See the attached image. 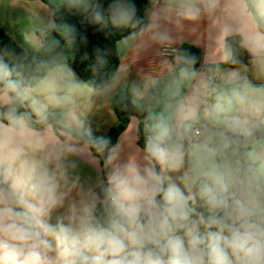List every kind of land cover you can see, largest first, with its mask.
<instances>
[{
  "label": "clouds",
  "instance_id": "1",
  "mask_svg": "<svg viewBox=\"0 0 264 264\" xmlns=\"http://www.w3.org/2000/svg\"><path fill=\"white\" fill-rule=\"evenodd\" d=\"M151 3L147 21L134 0L65 5L100 30L140 29L141 51L159 46L166 71L127 83L143 138L135 151L114 153L75 113L63 141L29 135L31 114L19 108L45 123L62 98L26 103L34 86L15 53L0 49V264H264V82L235 67L198 68L186 51L167 58L171 26L214 17L221 0ZM245 13L264 20V0ZM55 30L68 47L85 39L74 25ZM240 49L264 80V33L245 36ZM221 59L240 64L227 43ZM63 72L80 87L70 68Z\"/></svg>",
  "mask_w": 264,
  "mask_h": 264
},
{
  "label": "crops",
  "instance_id": "2",
  "mask_svg": "<svg viewBox=\"0 0 264 264\" xmlns=\"http://www.w3.org/2000/svg\"><path fill=\"white\" fill-rule=\"evenodd\" d=\"M49 2L58 7L65 0H49ZM249 2L251 4L252 0ZM246 5H248L247 0H221V7L214 17L196 24L185 22L183 27L172 25L173 42L166 54L167 58H174L183 43H190L202 51V64L218 65L225 71L232 69L233 67L221 59L226 39L232 35H240L243 39L256 31L262 33L253 15L245 13ZM153 11L151 4L146 8V19ZM53 12V8L42 0H0V27L17 44L38 51L42 46L41 37L49 34L55 27ZM230 26L235 30L230 31ZM146 39L143 34L138 37L131 34L118 41L120 64L114 76L126 70L130 73L127 80L121 81L118 86L110 87L109 82L101 90H96L72 67L61 64L50 69L46 76L34 85L31 99L26 103L31 104L34 99L39 104H46L48 95L55 93L62 98V103L59 107L50 106L49 111L60 112L62 126L68 128V118L75 113L88 123L95 135L108 139L110 127L118 122L115 113L116 102L122 99L132 100L127 83L144 80L166 71V67L161 66V58L157 56L159 46L153 45L146 51L140 50ZM65 66L76 74L80 87H72L69 83L63 72ZM235 68L245 72L254 83L264 82L257 78V70L252 64ZM0 106H4L3 101H0ZM138 127V117L132 116L127 129L120 135L112 151L114 153L122 150L135 151L138 143ZM33 130L36 134H42L45 141L52 143L65 140L67 135L65 131L57 134L50 124L38 129L31 127L29 135L34 134ZM88 171L89 169L85 168V172Z\"/></svg>",
  "mask_w": 264,
  "mask_h": 264
},
{
  "label": "trees",
  "instance_id": "3",
  "mask_svg": "<svg viewBox=\"0 0 264 264\" xmlns=\"http://www.w3.org/2000/svg\"><path fill=\"white\" fill-rule=\"evenodd\" d=\"M51 8H53V19L55 22L54 29L47 35L41 37L42 46L40 50L34 51L29 48H24L17 44L1 27H0V49L8 48L12 50L19 58L21 64V71L27 82L36 85L42 80L46 74L53 67L61 64H66L72 67L76 73L92 88L101 90L104 88L114 77L118 71L120 64V57L118 54L117 43L122 38L133 34L134 32H140V29L130 28H114L109 26L103 30H100L98 25H93L87 22L86 17L75 11H69L67 9L66 0L63 4L56 7L49 2V0H43ZM138 9V15L145 17V11L150 6L151 0H134ZM248 6H250L249 0H247ZM106 6V5H105ZM147 21V19H146ZM63 24L74 25L78 33L85 39L81 40L79 37L76 43L72 47H68L64 38L60 35V32L55 30L57 26ZM259 29L264 33V22L257 21ZM242 37L240 35H232L225 41L231 48L237 53L240 64L232 65L231 67H242L250 65V57L247 53L240 49V42ZM55 41H59L56 44ZM99 50V51H98ZM178 51H186L187 53L197 57V67L202 64V51L196 48L190 43H183ZM98 60L102 61L103 66L99 71H93L94 66H97ZM6 111L5 106H0V112ZM21 113L31 114V127L41 128L45 125H52L57 134L61 131L67 132L66 127L61 124V114L57 110L49 111L47 121L41 123L38 121L31 108L28 106H22L19 108ZM115 113L118 117V122L111 126L109 129V140L111 142L110 147L113 149L120 137V135L127 129L132 116H137L139 119L138 137L137 142L142 147L143 138L140 135V117L136 111L132 100L122 99L115 104ZM0 121L7 123L6 119L0 117Z\"/></svg>",
  "mask_w": 264,
  "mask_h": 264
},
{
  "label": "rangeland",
  "instance_id": "4",
  "mask_svg": "<svg viewBox=\"0 0 264 264\" xmlns=\"http://www.w3.org/2000/svg\"><path fill=\"white\" fill-rule=\"evenodd\" d=\"M43 1V0H42Z\"/></svg>",
  "mask_w": 264,
  "mask_h": 264
}]
</instances>
